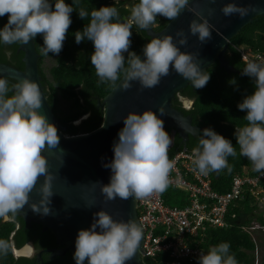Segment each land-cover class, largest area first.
Listing matches in <instances>:
<instances>
[{
  "label": "clouds",
  "instance_id": "obj_1",
  "mask_svg": "<svg viewBox=\"0 0 264 264\" xmlns=\"http://www.w3.org/2000/svg\"><path fill=\"white\" fill-rule=\"evenodd\" d=\"M186 8L192 11L189 0H139L130 8L129 20L121 21L116 7L103 6L91 11L89 23L83 31L74 34L75 41L79 44L87 38L93 42L91 64L100 83L115 85L123 73L124 90L132 87V81H138L141 89H150L174 69L190 80L193 88H203L210 75L201 70L196 55L181 51L172 35L154 37L145 44L146 59L129 52L133 24L149 30L158 16L174 21ZM73 11V4H66L65 0H55L54 10L50 0H0V17L8 15L7 24L0 29V42L25 45L42 35V54L58 55L72 24ZM214 11L210 9L209 15ZM221 11L225 16L238 14L243 18L251 10L229 2ZM78 12L81 19L89 17L84 8ZM196 16L199 19L191 21L190 32L202 44L211 39L212 26L201 13ZM176 37L180 45L187 44L183 29L176 32ZM124 53H128L127 59ZM242 75L253 78L255 91L238 104L239 110L247 113V124L237 127L235 135L240 155L251 161L254 171L261 172L264 171V61L247 62ZM230 83L235 84V80ZM42 105L43 93L37 82L25 77L9 87L7 78H0V218L20 214L29 205L34 190L40 199L30 203L31 210L44 215L51 211L54 175L44 153L58 147L60 137L56 125L41 113ZM159 112L164 113V108ZM118 135L113 146L114 158L104 165L112 173L110 182L101 184L105 200L134 197L140 201L154 192H163L173 168L168 155L173 140L165 130L163 119L151 109L143 114L129 112ZM192 155L200 174L225 168L231 171L227 158L236 155V147L213 129L205 128ZM142 236V227L136 220L117 221L101 210L94 214L89 229L79 230L73 258L76 264H85V260L88 264H126L135 256ZM10 248L8 242L0 240V255L6 256ZM229 250L226 242L213 246L201 253L199 264H237Z\"/></svg>",
  "mask_w": 264,
  "mask_h": 264
},
{
  "label": "trees",
  "instance_id": "obj_2",
  "mask_svg": "<svg viewBox=\"0 0 264 264\" xmlns=\"http://www.w3.org/2000/svg\"><path fill=\"white\" fill-rule=\"evenodd\" d=\"M50 3L54 10L55 0H50ZM65 3L73 4L74 11L71 13L72 24L69 27L62 51L58 55L49 53L45 56L41 52L43 36L38 35L33 40L35 49L39 54L38 69L47 102L61 128L65 127L62 132L67 135H74L93 131L101 125L103 112L98 106L96 108V101L97 99L101 101L114 87L111 82L100 83L95 74V69L91 64V55L95 50L93 42L85 38L77 44L74 34L77 31H83L90 21V13L93 9L114 6L119 11L121 21H127L130 18V8L139 3V0H75V3H73V0H65ZM80 8H84L89 13L88 18H80L78 12ZM168 21L166 18L158 16L152 29L158 32ZM7 22V15L0 17V29ZM131 31L129 52H135L142 57L143 46L153 38L146 33V30H142L134 24ZM233 45H243L252 52L264 54V15L255 16L229 42L226 58L238 70V73L225 71L215 61L203 70L210 75V80L205 87L193 88L190 81L186 87L175 94L171 102L174 108L184 115L190 116L193 125L202 128L199 131V136L205 128H211L230 140L233 146L236 147V155L227 158L231 171L225 168L219 171L217 178L212 176V187L219 192L229 189L232 177L236 174L244 175L247 173L253 176L259 173L254 171L251 161L240 155L235 135L237 127H243L247 124L245 120L247 113L240 111L238 104L242 102L246 95L254 93L255 84L253 78L242 75V70L247 62L241 59L239 52L233 48ZM18 46L19 43L6 45L0 42V63L21 70L24 69V62L21 61L23 52L21 50L17 51ZM124 56L127 59L128 53H124ZM45 57L54 59V64L48 68L47 72L44 71L42 66ZM120 75L122 78L123 73ZM232 80H235V84L230 83ZM9 82L16 83L13 79H10ZM9 87H11L10 83ZM11 94L9 92V95ZM179 96L191 99V106L188 108L182 107L178 99ZM62 106L65 108H62ZM84 115L87 116L82 118ZM79 119V123H75ZM164 127L167 132H170L171 128ZM199 136L196 138L190 135L188 141H184L183 144L181 137L176 134L168 155L182 148L193 150L198 146ZM162 195L169 205L181 206L183 203L177 199L179 194L175 190L166 188ZM260 207L251 195H247L243 200L231 204L226 212V220L229 222V226L208 228L199 246L207 252L209 248L226 242L230 245V254L235 257L237 264H254L256 258L258 264H264V253L258 257L256 256V250L259 248V241L257 235H255L257 229H251L255 225L264 227V212ZM15 218L20 224V228L15 235L17 246L32 237H36L37 248L54 245L55 238L52 232L49 231L44 236H39L43 234L39 226L37 229L33 227L26 228L25 222L19 216L16 215ZM14 227L15 223L11 221L0 223V240L10 244V235ZM62 247L59 245V248ZM11 248L6 256L0 255L1 264H21L28 261L27 258L15 260L12 257ZM73 257L74 254L71 250H67L63 255H55L51 259H47L46 254L43 255L44 264H75L76 261ZM170 260L171 258L165 252H159L155 257L141 256L143 264H164L165 261ZM182 264L189 263L184 261Z\"/></svg>",
  "mask_w": 264,
  "mask_h": 264
},
{
  "label": "water",
  "instance_id": "obj_3",
  "mask_svg": "<svg viewBox=\"0 0 264 264\" xmlns=\"http://www.w3.org/2000/svg\"><path fill=\"white\" fill-rule=\"evenodd\" d=\"M229 2L248 7L251 11L243 18L238 14L225 16L221 9ZM189 8L192 11L186 8L176 20H169L160 31L155 32L149 29L146 33L151 38L172 35L181 51L198 57L202 71L217 61L225 71L238 73V70L226 58L229 42L255 16L264 15V0H215V2L213 0H189ZM210 9L215 10L211 15H209ZM196 13H201L206 17L212 26L211 39L202 44L198 36L190 32L191 21L199 19ZM180 29H183L188 38L186 45L178 43L179 37H176V32ZM18 50L23 52L21 61L24 62V69L0 63V78H7L8 82L10 79L18 82L28 77L37 82L43 93V105L40 111L50 123L56 125L60 137L58 147L47 149L44 153L48 157L49 170L54 175L52 182L54 195L49 205L51 211L44 215L31 210L30 203L38 202L40 199L38 191L34 190L31 193L29 205H26L18 214L24 219L26 228L29 226V221H37L54 232L56 243L63 244V247L50 249L52 253L48 259H51L55 255H63L67 250H71L74 254L79 230L89 229L94 223V214L101 210L107 211L114 220L125 222L136 220L139 224L134 197L128 200L117 198L106 201L102 195L101 184H108L112 174L111 169L104 165L113 160L114 143L118 141V134L124 127V118L132 111L139 114H143L148 109L155 111L163 119L164 126L172 128L181 137L183 144L188 134L197 138L202 128L193 125L190 116L184 115L171 104L175 94L186 87L190 80L184 79L174 69H170V74L162 77L160 83L153 88L141 89L138 81H132V87L124 90L122 76L121 80L101 101L96 98V108L98 106L103 112L101 125L90 132L67 135L62 132L65 127L61 128L47 102L41 84L38 69L39 54L35 49L34 40L32 39L25 45L19 44ZM141 59H146V57L142 55ZM161 107L164 108V113L159 112ZM79 121L80 119L75 123ZM212 174L214 178H217L219 171H212ZM43 179V177L40 178L41 184ZM97 231L100 229L97 228ZM142 242L143 236L135 256L126 261V264H143L141 261ZM43 251L37 253V261L40 260L39 255ZM85 264H88L87 260Z\"/></svg>",
  "mask_w": 264,
  "mask_h": 264
},
{
  "label": "built area",
  "instance_id": "obj_4",
  "mask_svg": "<svg viewBox=\"0 0 264 264\" xmlns=\"http://www.w3.org/2000/svg\"><path fill=\"white\" fill-rule=\"evenodd\" d=\"M233 48L245 62L264 61L263 53L252 52L243 45H233ZM171 147L172 144L168 154ZM169 159L173 168L167 188L175 190L179 194L177 199L183 203L181 206L167 204L162 195L165 190L136 200L137 217L143 230L141 256L155 257L157 253L165 252L171 260L164 264H182L184 261L199 264V256L206 253L199 246L206 230L229 226L226 212L231 204L247 195L259 205L264 201V171L253 176L236 174L229 189L219 192L212 187V172L203 175L195 169L192 150L182 148L169 155ZM252 228L264 229L259 225ZM258 251L259 248L257 257Z\"/></svg>",
  "mask_w": 264,
  "mask_h": 264
},
{
  "label": "flooded vegetation",
  "instance_id": "obj_5",
  "mask_svg": "<svg viewBox=\"0 0 264 264\" xmlns=\"http://www.w3.org/2000/svg\"><path fill=\"white\" fill-rule=\"evenodd\" d=\"M178 99H179L182 107H184V108H188L192 104V100L191 99H187L186 97L179 96ZM170 134H171L172 140H174L176 133L174 132V130L172 128L170 130ZM189 136L190 135L188 134V137L185 140V142L188 141ZM198 136H199V134H198ZM17 216H19L24 221V219L20 215L17 214ZM8 221H11V222L15 223L14 230L12 231V233L10 235V244H11V247H12L11 248L12 257L15 260H17V261H18L19 258H27L29 262L28 261L24 262L25 264H44L43 255L46 254L47 255V259H48V256L52 253V251L50 249L59 248V245L63 246V244L56 243L57 242L56 236H55L54 232L50 228L46 227L43 223H40V222H37V221H29V226H27V228L33 227L34 229H37L38 226H39L40 231L43 233V234H41L39 236H42V235L44 236L46 233H49V231L52 232L53 235H54V238H55V240L53 242L54 245L48 246V247H44V248H37L36 247V243H35V238L36 237H32V238H29L28 240L24 241L21 245L17 246L16 245V238H15L16 236L15 235L17 234V231L20 228L19 221L17 220V218H15V216H12L11 214H9L6 217L0 218V223H4V222H8ZM25 227H26V223H25ZM37 240H39V239L37 238ZM43 250H50V251H43ZM40 251H43L39 255V258H40L41 261L40 260L37 261L36 255ZM1 262H2V260L0 259V264H1ZM24 263H21V264H24Z\"/></svg>",
  "mask_w": 264,
  "mask_h": 264
},
{
  "label": "rangeland",
  "instance_id": "obj_6",
  "mask_svg": "<svg viewBox=\"0 0 264 264\" xmlns=\"http://www.w3.org/2000/svg\"><path fill=\"white\" fill-rule=\"evenodd\" d=\"M54 64V59L52 57H45L44 61H43V68L44 71L47 72L48 68ZM62 108H65L64 106H62ZM260 209L263 210L264 212V201L260 203ZM256 234L257 235V240L259 241V251L257 252L258 256H260L262 253H264V230H261L260 228H256ZM254 264H258V260L256 259L254 261Z\"/></svg>",
  "mask_w": 264,
  "mask_h": 264
}]
</instances>
